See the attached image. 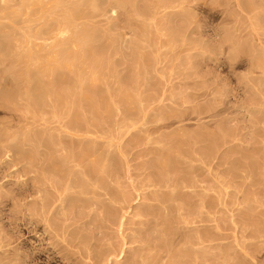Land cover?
Returning a JSON list of instances; mask_svg holds the SVG:
<instances>
[{
  "label": "rangeland",
  "instance_id": "374dc122",
  "mask_svg": "<svg viewBox=\"0 0 264 264\" xmlns=\"http://www.w3.org/2000/svg\"><path fill=\"white\" fill-rule=\"evenodd\" d=\"M28 1L0 0V264H264V0ZM50 23L72 46L49 48ZM59 54L77 55L75 71ZM62 63L52 89L62 84L76 103L68 113L23 81L49 65L48 84ZM160 161L179 163V178L167 174L182 181L152 187L167 175L156 176ZM67 182L69 200H59L53 187Z\"/></svg>",
  "mask_w": 264,
  "mask_h": 264
},
{
  "label": "bare ground",
  "instance_id": "6f19581e",
  "mask_svg": "<svg viewBox=\"0 0 264 264\" xmlns=\"http://www.w3.org/2000/svg\"><path fill=\"white\" fill-rule=\"evenodd\" d=\"M27 1H28V0H27ZM29 1H30V0H29ZM29 1H28V2H29ZM44 1H46V0H44ZM50 1H51V0H50ZM56 1H57V0H56ZM118 1H119V6H120V5H121L120 2H121L122 0H118ZM127 1H128V0H127ZM135 1H136V0H135ZM158 1H159V0H158ZM158 1H157V2H158ZM163 1H164V0H163ZM167 1H168V0H167ZM23 2H25V1H23ZM35 2L37 3L38 1H35ZM48 2H49V1H48ZM58 2H59V1H58ZM85 2H86V1H85ZM116 2H117V0H116ZM116 2H114V3L116 4ZM129 2H130V1H129ZM132 2H133V1H132ZM151 2H152V1H151ZM20 3H21V2H20ZM30 3H31V2H30ZM125 3H126V1H125ZM125 3H124V4H125ZM140 3H141V2H140ZM158 3H159V2H158ZM160 3H161V2H160ZM170 3H171V1H170ZM31 4H34V6H35V3H31ZM40 4H42V2L39 1V5H40ZM78 4H79V3H78ZM91 4H92V3H91ZM94 4H95V6H96V4H97V8H99V7H98V6H100V3H99V2L96 1ZM151 4H152V3H151ZM181 4H182V3H181ZM23 5H25V4H23ZM44 5H45V4H44ZM44 5H43V6H44ZM48 5H50V4H48ZM54 5H55V4H54ZM54 5H53V6H54ZM73 5H74V4H73ZM169 5H170V4H169ZM14 6H15V5H14ZM16 6H18V5H16ZM29 6H30V5H29ZM34 6L32 5V7H33L32 10L34 9ZM45 6H46V5H45ZM55 6H56V5H55ZM76 6H78V5H76ZM80 6H81V5H80ZM80 6H78V8H79ZM122 6H123V1H122ZM187 6H189V5H187ZM190 6H191V5H190ZM7 7H8V6H7ZM25 7H26V6H25ZM35 7H36V6H35ZM49 7H50V6H49ZM56 7H57V6H56ZM60 7H61V6H60ZM88 7H89V6H88ZM107 7H108V6H107ZM133 7H135V6H133ZM10 8L12 9L13 7H10ZM20 8H21V6H20ZM54 8H55V7H54ZM81 8H83V7H81ZM89 8H90V7H89ZM93 8H94V7H93ZM174 8H175V7H174ZM241 8H242V7H241ZM27 9H28V8H27ZM35 9H36V11H37V10L40 11L39 8H38V9L35 8ZM35 9H34V10H35ZM58 9H59V8H58ZM63 9H64V8H63ZM71 9H72V8H71ZM84 9H86V8H84ZM95 9H96V7H95ZM100 9H101V8H100ZM130 9H131V8H130ZM188 9H189V8H188ZM20 10H21V9H20ZM28 10H29V9H28ZM32 10L30 9V12L27 11L28 13H30V15H27V16H29V17L31 16V17H32V14H31ZM34 10H33V13L35 14ZM73 10H74V9H73ZM78 10H79V9H78ZM80 10H81V9H80ZM105 10H106V9H105ZM68 11H69L68 13H70L72 10H71V11L68 10ZM137 11H138V9H137ZM139 11H140V10H139ZM41 12H42V11H41ZM72 12H73V11H72ZM76 12H77V11H76ZM76 12L74 11L75 14H76ZM78 12H79V11H78ZM80 12H81V11H80ZM80 12H79V13H80ZM83 12H85V11H83ZM182 12H183V11H182ZM28 13H27V14H28ZM37 13H38V12H37ZM39 13H40V12H39ZM49 13H51V12H49ZM63 13H64V12H63ZM79 13H78V14H79ZM144 13H145V12H144ZM43 14H45V13H43ZM64 14H65V13H64ZM64 14H63V16H64ZM66 14H67V13H66ZM66 14H65V16L68 15V16H67L68 19L75 17V16L71 17V15H70L71 13H70V14H67V15H66ZM72 14H73V13H72ZM156 14H157V13H156ZM175 14H176V13H175ZM35 15H36V14H35ZM35 15H33V16H35ZM38 15H39V14H38ZM47 15H49V14H47ZM55 15H56V14H55ZM79 15H80V14H79ZM79 15H78V18H79ZM81 15H82V14H81ZM85 16H86V15H85ZM181 16H182V15H181ZM20 17H21V16H20ZM23 17H24V16H23ZM50 17H51V16H50ZM53 17H54V16H53ZM58 17L60 18L61 16H58ZM82 17H83V15H82ZM82 17H81V18H82ZM35 18H36V17H35ZM59 18H57V19H59ZM78 18H76V19L74 18L75 21H76ZM83 18H84V17H83ZM99 18H100V17H99ZM37 19H38V18H37ZM39 19H40V18H39ZM48 19H49V18H48ZM52 19H53V20H56L55 18H52ZM64 19H67V18H66V17H63L62 21H65ZM74 19H73V20H74ZM30 20H31V19H30ZM41 20H42V19H41ZM45 20H46V19H45ZM50 20H51V19H50ZM50 20H46V21H50ZM70 20H71V19H70ZM174 20H175V19H174ZM181 20H182V19H181ZM31 21H32V20H31ZM31 21H30V23H32ZM56 21H58V20H56ZM60 21H61V20H59L58 22H60ZM62 21H61V22H62ZM94 21H95V20H94ZM51 22H52V21H51ZM54 22H55V21H54ZM61 22H60V24H61ZM70 22H71V21H69V23H70ZM26 23H27V22H26ZM37 23H38V22H37ZM44 23H45V22H44ZM46 23H47V22H46ZM52 23H53V22H52ZM65 23H66V21H65ZM65 23L63 22V24H65ZM69 23H68V24H69ZM72 23H73V21H72ZM107 23H108V22H107ZM15 25H16V23H15ZM47 25H48V24H46V26H45V25H44V26L42 25V27H44V31H45V32H46V30H45L46 28H45V27L48 28ZM51 25L53 26V24L50 23L49 26L51 27ZM71 25H72V24H71ZM54 26H55V25H54ZM54 26H53V27H54ZM62 26L64 27L65 25H62ZM1 27H2V26H1ZM28 27H29V25H28ZM42 27H41V28H42ZM50 27H49V28H50ZM57 27H58V26H57ZM57 27H56V26L54 27L56 30L53 28L54 31H57ZM65 27H67V26H65ZM65 27H64V28H65ZM68 27L71 28L72 26H71V27L68 26ZM76 27H77V25H76ZM76 27H75V28L72 27L73 30H74V29L76 30ZM49 28H48L47 30H49ZM69 28H68V31L71 32V30H70ZM78 28H80V27H78ZM82 28H83V27H82ZM85 28H86V27H85ZM171 28H172V27H171ZM30 29H31V28H30ZM36 29H37V28H36ZM53 29H52V30H53ZM58 29H59V28H58ZM61 29H63V28H60V30H61ZM32 30H33V29H32ZM52 30H51V31H52ZM60 30H58L57 32H51V31H48L47 34L44 32V34L47 35V36H45V37H46L45 40H46V41H49V40L51 41V40H52L49 44L46 42V43L49 45V48H51L52 51H54L55 48L53 49V47H51L50 44H51V45L59 44V46L61 47L64 43L67 42V40L64 39L63 33H61V32L59 33ZM87 30L90 31V29H87ZM29 31H30V30H29ZM84 31H86V30L84 29ZM91 31H94V30L92 29ZM62 32H64V31H62ZM74 32H75V31H74ZM94 32H95V31H94ZM176 32H177V31H176ZM71 33H73V32H71ZM75 33H76V32H75ZM79 33H82V32L79 31ZM79 33H78V34H79ZM38 34H39V33H38ZM64 34H65V32H64ZM73 34H74V33H73ZM73 34H71V36H73ZM86 34H87V31H86ZM88 34H90V36H94V34H91V33H88ZM172 34H173V33H172ZM185 34H186V33H185ZM40 36H41V34H40ZM75 36L77 37V34H75ZM80 36H81V34H80ZM80 36H79V37H80ZM173 36H174V34H173ZM176 36H177V34H175V37H176ZM27 37H28V36H27ZM65 37H68V36H65ZM76 37L73 36L74 39H75ZM98 37H99V36H98ZM86 38H87V40H89L88 36L84 37V38H83V41H84L83 44H86V43H87V42H85V41H86V40H85ZM93 38H94V37H93ZM102 38H103V37H102ZM35 39H36V38H35ZM68 39H70V38L68 37ZM77 39H79V38L77 37L75 40H72V39H71V40L73 41V43H74V41L76 42L77 45L74 44L76 47H77V46L80 47L81 45H78V44H79V43H78L79 40L77 41ZM98 39H99V38H98ZM71 40H69V41H71ZM65 41H66V42H65ZM81 41H82V39H81ZM88 42L91 43L90 40H89ZM38 43H40L39 40H38L37 43H36V44H37V45H36L37 47H38V45H39ZM61 43H62V45H60ZM44 44H45V43H44ZM44 44H43V45H44ZM47 44H45V47L48 46ZM66 44L71 45L72 42H71V44H70L69 42H67ZM66 44H64V45H66ZM100 44H101V43H100ZM64 45H63V47H64ZM89 45H90V44H89ZM55 46H57V45H55ZM55 46H54V47H55ZM59 46H58V47H59ZM71 46H72V45H71ZM84 46H85V45H84ZM58 47H56V48H58ZM85 47H88V45L85 46ZM34 48H36V47H34ZM47 48H48V47H47ZM68 48H69V47H68ZM71 48H73V47H71ZM71 48H70V49H71ZM80 48H81V47H80ZM89 48H91V47H89ZM93 48H94V47H93ZM30 49H31V48H30ZM43 49H44V48H43ZM43 49H42V50H43ZM62 49H63V48H62ZM65 49H67V48H65ZM70 49H69V50H70ZM86 49H88V48H86ZM96 49H98V48L96 47ZM49 50H50V49H49ZM51 50H50V51H51ZM56 50H57V49H56ZM63 50H64V49H63ZM63 50H60V51H63ZM67 50H68V49H67ZM67 50H66L65 52H68V53H69V51H67ZM71 50H72V49H71ZM80 50H81V49H79V51H80ZM28 51H29V50H28ZM46 51H47V49H46L45 51L43 50V53H45ZM58 51H59V50H58ZM58 51H57V53H58ZM79 51H77L79 54L82 53V52H79ZM81 51H82V50H81ZM87 51H90V49L87 50ZM95 51H96V50H95ZM29 52H31V51H29ZM32 52H33V51H32ZM72 52H73V50H72L70 53H72ZM91 52H92V50H91ZM99 52H100V51H99ZM14 53H15V52H14ZM33 53H34V52H33ZM51 53H53V52H51ZM57 53H56V51H55V54H57ZM59 53H60V52H59ZM62 53H63V52H62ZM73 53H74V52H73ZM75 53H76V52H75ZM78 53H76V54L78 55ZM97 53H98V52H97ZM97 53H96V55H98ZM30 54H31V53H30ZM30 54H29V55H30ZM37 54H38V52H37ZM76 54H75V55H76ZM84 54L87 55L88 53L85 52ZM84 54H83V55H84ZM92 54H94V52H93ZM16 55H18V54H16ZM29 55H28V56H29ZM33 55H34V54H33ZM33 55H32V56H33ZM57 55H58V54H57ZM71 55H72V54H71ZM77 55H76V56H77ZM83 55H80V56H83ZM21 56H22V55H21ZM39 56H40V55H39ZM42 56H44V55L42 54ZM42 56H40V58H41ZM45 56H46V55H45ZM45 56H44V59L47 58V57H45ZM51 56H52V55H51ZM64 56H65V55H64ZM64 56H62L63 59H64L66 62H67V60H68V66H65V67H67V68L70 67V69H71V68L73 69V68H74V65H75L74 63H77V62H74V63H73L72 61L77 59V58H75L76 56L74 57V54H73V56H72L73 59H72V58H70V59H69V58L66 59L67 57L65 56V58H64ZM78 56H79V55H78ZM80 56H79V57H80ZM84 56H85V55H84ZM89 56H90V55H88V59H89ZM91 56H92V55H91ZM34 57H35V56H34ZM55 57H56V58L59 57V58H58L59 60H61V58H62V57L60 56V54H59V56H55ZM55 57H54V58H55ZM92 57H94V56H92ZM95 57H96V56H95ZM97 57H98V56H97ZM16 58H17V57H16ZM18 58H19V57H18ZM20 58H21V57H20ZM40 58H38V59H36V60H38V62H39V61H42V62H43L44 60H42V58H41V59H40ZM52 58H53V57H52ZM56 58H55V60H56V62H57V59H56ZM63 59H62V60H63ZM92 59H93V58H92ZM48 60H49V59H48ZM55 60H54V61H55ZM69 60H70V62H72L74 65H73L72 63L70 64V63H69ZM71 60H72V61H71ZM78 60L80 61L79 58H78ZM81 60H82V57H81ZM89 60H91V58H90ZM30 61H31V59H30ZM54 61H53V63H54ZM96 61H97V60H96ZM44 62H45V61H44ZM44 62L42 63L43 66H44ZM97 62H98V61H97ZM23 63H24V62H23ZM34 63H36V62H34ZM45 63H46V62H45ZM60 63H61V62H59V61L57 62V64H60ZM63 63H64V61H63ZM63 63H62V65H57V64H55V65L58 66V67H56V69L58 70V71H57V75H56L55 77L53 76L52 78H53L54 80H53V79H50V80H49L50 82H49L48 84H47V83L45 84L44 79H45V77H46V79H47L48 77L51 78V74H50V73H49V74L46 73L47 71L51 70V69H49V65H48V66L45 65V68H44L43 70H40V71H36V70H35V71H27V73L25 74L26 76L24 75L25 78L23 79V81H24L25 85L29 86V88L31 89V91H30V96H31V97L34 98V97H36V96L38 97V96H40V95H45V93H48V94L50 95V97L47 96V97H48V100L51 99L50 102L53 101V102H52V103H53V105H52L53 107H52V108H59V107H61V108L64 110L65 107H68V108H65V109H68V110H67V113H68V111H70V110H69L70 107L73 106V105H75L76 103H75L74 101L72 102V99H71V102H69L68 100H69L70 98L67 100V98H68V94H67L66 92L63 91V90H65L66 88H64L63 90L61 89V88H62V84L60 85L61 88H60L59 90H58V89H55L56 91L53 90V89L55 88L54 86L56 85V83H59V81H60V80L64 77V75L66 74V72L62 71V70H63V67H60V68H62V70H60V68H59V66H64ZM93 63H94V62H93ZM30 64H31V62H30ZM94 64H95V63H94ZM100 64H101V63H99V65H100ZM38 65H39V64H38ZM40 65H41V62H40ZM70 65H73V66H70ZM77 65H78V64H77ZM82 65H83V63L81 64V66H82ZM38 67H39V66H38ZM75 68H77V66H76ZM75 68H74V71H75ZM80 68H81V67H80ZM39 69H41V68H39ZM64 69H65V68H64ZM68 70H69V69H68ZM80 70H81V69H80ZM80 70L77 69V70H76L77 73H79L78 71H80ZM70 71H71V70H70ZM81 71H82V70H81ZM49 72H51V71H49ZM51 73H53V71H52ZM67 73H68V72H67ZM69 73H70V74H73L72 72H69ZM16 74H17V73H16ZM47 74H48V75H47ZM70 74H69V76H70ZM80 74H82V73L80 72ZM22 75H23V74H22ZM49 75H50V76H49ZM53 75H54V73H53ZM67 75H68V74H67ZM67 75H66V78H67ZM78 75H79V74H78ZM24 76H23V77H24ZM47 76H48V77H47ZM69 76H68V78H70ZM73 76H74V74H73ZM80 76H82V75H79V77H80ZM83 76H84V75H83ZM20 77H21V76H20ZM75 78H76V77H74V79H75ZM80 78H82V77H80ZM89 78H90V77H89ZM78 79H79V78H78ZM83 79H85V78H83ZM92 79H93V78H92ZM52 80H53V81H52ZM63 80H64V79H63ZM66 80L68 81V79H66ZM70 80H73V78H72V79L70 78ZM51 81H52V82H51ZM75 81H76V80H75ZM78 81H80V79H79ZM78 81H77V83L74 82V81H72V84H73V82H74V85H75V86H77L76 84H79L78 86H79V88H80V87H81L80 84H81L84 80H83L82 82H78ZM69 82H70V84H71V81H68V84H69ZM68 84H67V85H68ZM70 84H69V85H70ZM82 84H83V83H82ZM58 85H59V84H58ZM60 86H59V87H60ZM65 86H66V85H65ZM71 86H73V85H71ZM71 86H69V87H71ZM78 86H77V87H78ZM53 87H54V88H53ZM82 87H83V86H82ZM82 87H81V88H82ZM89 87H90V86H89ZM52 88H53V89H52ZM72 88H73V87H72ZM79 88H77V89L79 90ZM122 88H123V87H122ZM126 88H127V87H126ZM68 89H69V88H68ZM74 89H75V87H74ZM77 89H76V90H77ZM85 89H86V88H85ZM85 89H84V90H85ZM87 89H88V88H87ZM82 90H83V88H82ZM91 90H92V89H91ZM93 90H94V89H93ZM93 90H92V92H93ZM68 91H69V90H68ZM74 91H75V90H74ZM80 91H81V89H80ZM80 91H79V92H80ZM85 91H86V93H85ZM85 91H84V92H81V94L83 93V94H86V95H87V94H88V93H87V90H85ZM94 91H95V90H94ZM70 92H73V90L70 89ZM16 93H17V92H16ZM68 93H69V92H68ZM90 93H91V92H90ZM93 93H94V92H93ZM48 94H47V95H48ZM71 94H72V96H73V95H75V92L70 93L69 97L71 96ZM76 94H78V93L76 92ZM79 94H80V93H79ZM28 95H29V94H28ZM28 95H27V96H28ZM72 96H71V97H72ZM75 96H77V95H75ZM78 96H80V95H78ZM81 96H82V95H81ZM92 96H93V95H92ZM92 96H91L90 94H88V97H89V98H87L88 101H92L93 99L95 100V98H97V94H96V97L94 96L95 98L92 97ZM24 97H26V96H24ZM37 97H36V98H37ZM40 97H41V96H40ZM73 97H74V96H73ZM36 98H35V99H36ZM74 98H75V97H74ZM76 98H77V97H76ZM78 98H79V97H78ZM41 99H42V98H41ZM85 99H86V98H85ZM91 99H92V100H91ZM11 100H12V99H11L10 94H7L6 101H11ZM28 100H29V99H28ZM33 100H34V99H33ZM81 100H82V99H81ZM81 100H79V102H80ZM96 100H98V98H97ZM96 100H95V101H96ZM75 101H76V99H75ZM84 101H85V100H84ZM86 101H87V100H86ZM12 102H13V100H12ZM79 102H78V104H79ZM7 103H8V102H7ZM7 103H6V104H7ZM81 103H82V102H81ZM142 103H143V102H142ZM8 104H9V103H8ZM27 104H28V103H27ZM78 104H77L76 106H78ZM86 104H87V103H86ZM95 104H96V103H95ZM95 104H94V103H91L90 106H89V105H88V106L91 107L92 110L94 111ZM97 104H98V103H97ZM15 105H16V104H15ZM41 105H42V104H41L40 102H37L36 100H35V102H32V106L35 107L37 110H38V109L40 110V109L42 108ZM80 105H81V104H80ZM80 105H79V106H80ZM5 106H7V105H5ZM49 106H51V105L49 104ZM58 106H59V107H58ZM79 106H78V107H79ZM83 106H84V105H83ZM86 106H87V105H86ZM96 106H97V105H96ZM8 107H9V106H8ZM43 107H44V106H43ZM74 107H75V106H74ZM97 107H99V106H97ZM49 108H50V107H49ZM80 108L82 109V111L84 110V109L82 108V106H80ZM80 108H79V109H80ZM91 108H90V110H91ZM31 109H32V108H31ZM33 109H34V108H33ZM44 109H45V108H44ZM76 109H78V108H76ZM79 109H78V110H75V111L77 112V111H79ZM81 109H80V110H81ZM46 110H47V109H46ZM53 110H56V109H53ZM28 111H29V110H28ZM85 111H86V109H85ZM85 111H84V112H85ZM98 111H99V110H97V112H98ZM41 112H42V110H41ZM56 112H57V111H56ZM58 112H61V111H58ZM76 112H75V113H76ZM79 112H80V111H79ZM62 113H63V112H62ZM71 113H74V111L72 112V110H71ZM77 113H78V112H77ZM80 113L82 114V112H80ZM91 113H92V111H91ZM41 114H42V113H41ZM69 114H70V112H69ZM69 114H68V115H69ZM92 114H94V113H92ZM59 115H60V114H59ZM68 115H67V116H68ZM79 115H80V114H79ZM83 115H84V117H86V116H85L86 114H83ZM83 115H82V116H83ZM94 115H96V114H94ZM67 116H66V118H67ZM92 116H93V115H92ZM97 116H98V115H97ZM34 117H35V114H34ZM89 117H90V116H89ZM135 117H136V116H135ZM81 118H82V117H81ZM93 118H94V117H93ZM163 118H164V117H163ZM34 119H35V118H34ZM83 119H84V118H83ZM84 120H85V119H84ZM155 120H156V119H155ZM155 120H154V121H155ZM71 121H72V120H71ZM79 121H81V120H79V117H78V116H75L74 119H73V121H72V125L75 124V123L78 124ZM86 121H87V120H85V121H83V122L85 123ZM92 121H93V120H92ZM89 122H90V121H89ZM89 122H88V123H89ZM94 122H95V121H94ZM80 123H81V122H80ZM88 123H87V124H88ZM118 123H119V122H118ZM87 124H86V126L89 125V124H88V125H87ZM72 125H71V127H72ZM83 125H84V124H83ZM98 125H99V124H98ZM68 126H69V125H68ZM77 126H78V125H77ZM119 126H120V125H119ZM124 126H125V125H124ZM94 127H95V126H94ZM94 130H95V129H94ZM122 130H123V129H122ZM50 131H51V130H50ZM132 131H133V130H132ZM34 132H35V131H34ZM40 132H41V131H40ZM123 132H124V131H123ZM225 132H226V131H225ZM44 133H45V131H44ZM56 133H57V132H56ZM74 133L76 134V132H74ZM77 133H78V132H77ZM79 133H80V132H79ZM138 133H139V132H138ZM29 134H30V133H29ZM33 134H34V133H33ZM71 134H73V133H71ZM75 134H74V137H75ZM34 135H35V134H34ZM193 135H194V134H193ZM193 135H192V136H193ZM36 136H37V135H36ZM71 136H72V135H71ZM71 136H70V138H71ZM134 136H135V135H134ZM32 137H34V136L32 135ZM51 137H53V139L55 138V136H51ZM58 137H60V136H58ZM61 137H62V136H61ZM74 137L72 136V138H74ZM137 137H138V136H137ZM137 137H136V138H137ZM180 137H181V136H180ZM34 138H36V137H34ZM76 138H77V137H76ZM140 138H141V137H140ZM187 138H188V137H187ZM187 138H186V139H187ZM189 138H190V137H189ZM212 138H213V137H212ZM55 139H57V138H55ZM181 139H182V138H181ZM190 139H191V138H190ZM59 140H60V139H59ZM71 140H72V139H71ZM74 140H77V139H74ZM83 140H84V139H83ZM90 140H91V139H90ZM92 140H93V139H92ZM137 140H138V139H137ZM137 140H136V141H137ZM167 140H168V139H167ZM191 140H192V139H191ZM49 141H50V140H49ZM78 141H79V140H78ZM78 141H77V142H78ZM140 141H141V140H140ZM185 141H186V140H185ZM185 141H184V143H185ZM46 142H47V140H46ZM51 142H52V141H51ZM53 142H54V141H53ZM72 142H74V141H71V143H72ZM75 142H76V141H75ZM93 142H94V141H93ZM137 142H138V141H137ZM187 142H188V141H186V143H187ZM46 144H47V143H46ZM46 144H45V145H46ZM48 144H49V143H48ZM73 144H74V143H73ZM73 144H72V145H73ZM120 144H121V143H120ZM179 144H180V143H179ZM179 144H178L177 146H179ZM190 144H191V142H190ZM192 144H193V143H192ZM49 145H50V144H49ZM88 145H89V144H88ZM174 145H175V143H174ZM181 145H183V144H181ZM181 145H180V146H181ZM17 146H18V145H17ZM35 146H36V145H35ZM37 146H38V145H37ZM70 146H71V145H70ZM70 146H69V147H70ZM95 146H96V145H95ZM172 146H173V145H172ZM187 146H189V145H187ZM48 147H49V146H48ZM72 147H74V146H72ZM78 147H79V146H78ZM133 147H134V146H133ZM137 147H138V146H137ZM175 147H176V146H175ZM183 147H184V146H183ZM183 147L181 146V148H183ZM89 148H90V147H89ZM184 148H185V147H184ZM18 149H19V148H18ZM36 149H39V148H35V150H36ZM166 149H167V148H166ZM51 150H52V149H51ZM51 150H50V151H51ZM70 150H72V149H70ZM89 150H90V149H89ZM95 150H96V149H95ZM143 150H144V149H143ZM23 151H24V150H23ZM32 151L34 152V149H33ZM32 151H31V152H32ZM36 151H37V150H36ZM42 151H43V150H42ZM164 151H165V150H164ZM170 151H171V150H170ZM172 151H173V150H172ZM27 152H28V151H27ZM52 152H53V151H52ZM65 152H67V151L65 150ZM151 152H152V151H151ZM160 152H161V151H160ZM34 153H35V152H34ZM54 153H55V152H54ZM54 153H53V154H54ZM68 153H69V152H68ZM74 153H75V152H74ZM78 153H79V152H78ZM84 153H85V152H84ZM86 153H87V152H86ZM95 153H96V152H95ZM167 153L169 154V152H167ZM170 153H172V152H170ZM22 154H23V153H22ZM25 154L27 155L28 153H25ZM31 154H32V153H31ZM31 154H29V155L32 157ZM37 154H38V153H37ZM47 154H48V153H47ZM58 154H59V153H58ZM65 154H66V153H65ZM65 154H63V155H65ZM81 154H83V153H81ZM153 154H154V153H153ZM29 155H28V156H29ZM34 155H35V154H34ZM40 155H41V153H40ZM63 155H61V156H63ZM66 155H67V154H66ZM72 155H73V154H72ZM77 155H79V154H77ZM83 155H85V154H83ZM83 155L78 156V158H79V157H82ZM86 155H87V154H86ZM163 155H164V154H163ZM166 155H167V154H166ZM169 155H172V154H169ZM37 156H38V155H37ZM45 156H46V155H45ZM47 156H48V155H47ZM47 156H46V157H47ZM59 156H60V155H59ZM73 156L76 157L75 154H74ZM73 156H72V158H73ZM87 156H88V155H87ZM96 156H97V155H96ZM142 156H143V155H142ZM25 157H26V159H27V156H25ZM25 157H23V158H25ZM57 157H58V156H57ZM67 157H68V156H67ZM89 157H90V156H89ZM166 157H167V156H166ZM34 158H35V157H34ZM51 158H52V157H51ZM54 158H55V157H54ZM54 158H52V160H53ZM60 158H61V157H60ZM63 158L65 159L66 157H63ZM72 158H71V159H72ZM76 158H77V157H76ZM87 158H88V157H87ZM94 158H95V157H94ZM169 158H170V157H168V159H169ZM173 158H174V157H173ZM43 159H44V158H43ZM57 159H58V158H57ZM68 159L70 160V157H69ZM79 159H81V158H79ZM82 159H84V158H82ZM82 159H81V161H82ZM114 159H115V158H114ZM163 159H164V158H163ZM29 160H30V159H29ZM32 160H33V159H32ZM32 160H31V161H32ZM65 160H67V158H66ZM72 160H74V159H72ZM77 160H78V159H77ZM77 160H75V161H77ZM85 160H86V159H85ZM91 160H92V159H91ZM150 160H151V159H150ZM25 161H26V160H25ZM45 161H46V160H45ZM45 161L43 160L44 163H45ZM55 161H56V159H55ZM75 161H73V162H75ZM154 161H155V160H154ZM161 161H162V160H161ZM161 161H160V163L157 162L158 164H160L158 168H157L156 166H154V165H153V166H154V168L156 167L157 170L159 169V170H158L159 174H157L156 176L159 177V178H161L160 174H162V178H164V177H163L164 174H167V173H170V174H171V173L173 172V167H172L173 164L171 163L172 165L169 166V165H165V162H166V161H165V162H162V163H161ZM169 161H170V159H169ZM169 161H168V162H169ZM174 161H175V160H174ZM177 161H179V160H177ZM26 162H27V161H26ZM47 162H48V161H47ZM50 162H51V161H50ZM50 162L47 163V164L50 165ZM56 162H57V161H56ZM66 162H67V161H66ZM70 162H71V161H70ZM70 162H69V163H70ZM170 162H171V161H170ZM29 163H30V162H29ZM34 163H35L36 165L39 164L37 167H36V165L34 164V165H35L34 168L36 167L35 169H37V170L40 169V170H42V171H46V170H47V168L44 167L45 165H42V166L40 165V164H41V163H40V158H37V159L35 160ZM60 163H62V161H60ZM60 163H59V164H60ZM67 163H68V162H67ZM154 163H155V162H154ZM154 163H153V164H154ZM166 163H167V162H166ZM180 163H181V162H180ZM169 164H170V163H169ZM178 164H179V163H177V165H175V164H174V165H175V166H179L180 164H179V165H178ZM51 165H52V164H51ZM51 165H50V167H51ZM56 165H57V164H56ZM60 165H61V164H60ZM110 165H111V164H110ZM151 165H152V164H151ZM155 165H156V164H155ZM174 165H173V166H174ZM64 166H65V165H64ZM112 166H113V165H112ZM112 166H111V167H112ZM128 166H129V165H128ZM32 167H33V166H32ZM56 167H57V166H56ZM62 167H63V166H62ZM66 167H67V166H66ZM111 167H110V168H111ZM151 167H152V166H151ZM57 168H58V167H57ZM59 168H60V167H59ZM59 168H58V169H59ZM112 168H113V167H112ZM118 168H119V167H118ZM175 168H176V167H174V169H175ZM178 168H179V167H178ZM180 168H181V167H180ZM180 168H179V169H180ZM182 168H183V167H182ZM182 168H181V169H182ZM32 169H33V168H32ZM51 169H52V168H51ZM68 169H69V168H68ZM106 169H108V167H107ZM106 169H105V170H106ZM114 169H115V168H114ZM183 169H184V168H183ZM183 169H182V170H183ZM118 170H119V169H118ZM148 170H149V169H148ZM177 170H178V169H177ZM182 170H180V171L182 172ZM33 171H34V169H33ZM42 171H41V174H43ZM51 171H53V170H51ZM54 171H55V170H54ZM59 171H61V169H59ZM67 171H68V170H67ZM102 171H103V170H102ZM153 171H154V173H155V169H154ZM34 172H36V171H34ZM69 172H70V171H69ZM92 172H93V170H92ZM99 172H101V171H99ZM158 172H157V173H158ZM55 173H56V172H55ZM58 173H59V172H58ZM70 173H71V172H70ZM70 173H69V174H70ZM88 173H89V172H88ZM96 173H97V172H96ZM151 173L153 174V172H151ZM177 173H178V172L176 171V175H175L174 172H173V175H175L176 178H177V176H178ZM183 173H184V172H183ZM183 173H182V174H183ZM37 174H39V173H37ZM37 174H35V175H37ZM41 174H40V175H41ZM56 174H57V173H56ZM60 174H61V172H60ZM65 174H66V173H65ZM84 174H85V173H84ZM117 174H118V173H117ZM117 174H116V175H117ZM116 175H115V176H116ZM149 175H151L150 172H149ZM180 175H181V174H180ZM151 176H152V175H151ZM154 176H155V174H154ZM164 176H165V175H164ZM166 176H167V178H166ZM166 176H165V178H164L165 180H164V179H162V180H158V179H156V178H155V179L152 178V179H153V182L151 181V184H153L152 187H153V186H157V187H159L160 184H162V183H166V184H168L170 181L173 182L172 180H175L176 182H177V180H178V181L180 180V179H176L175 176H174V178H173V176L170 177V178H168V176H171V175H168V174H167ZM42 177H43V176H42ZM57 177H58V176H57ZM61 177H62V176H61ZM149 177H150V176H149ZM37 178H39V177H37ZM62 178H63V177H62ZM178 178H179V176H178ZM180 178L182 179L183 177H180ZM187 178H188V177H187ZM35 179H36V178H35ZM40 179H41V178H40ZM67 179H68V178H67ZM81 179H83V178H81ZM150 179H151V178H150ZM152 179H151V180H152ZM42 180H43V179H42ZM68 180H69V179H68ZM75 180H76V179H75ZM142 180H143V179H142ZM185 180H186V179H185ZM37 181H38V179L36 180V182H37ZM71 181H72V180H71ZM85 181H86V180H85ZM87 181H88V180H87ZM117 181H118V180H117ZM175 181H174V182H175ZM180 181H182V180H180ZM183 181H184V180H183ZM41 182H42V181H41ZM57 182H58V180H57ZM74 182H75V181H74ZM148 182L150 183L149 178H148V181H147L146 185L148 184ZM187 182H188V181H187ZM38 183H39V181H38ZM55 183H56V182H55ZM70 183H71V182H70ZM83 183H84V182H83ZM88 183H89V181H88ZM142 183H143V182H142ZM58 184H59V183H58ZM85 184H86V183H85ZM85 184H84V185H85ZM103 184H105V183H103ZM154 184H156V185H154ZM166 184H164V185H166ZM173 184H174V183H173ZM56 185H57V184H56ZM56 185H54L55 187H53V188H55V190H56V187H57V190H56V191H58V193H57V192H56V193H57L58 195H56V197H58L59 200H66V201L69 200L68 197H67L68 195L65 197V195H66L65 193H66V191L69 189V184H68V182H67L66 185H65V184H62V183L60 184V186H61V185H65V187H58V185H57V186H56ZM71 185H73V184H71ZM79 185H80V183H79ZM81 185H82V183H81ZM84 185H83V188L85 187ZM87 185H88V184H87ZM95 185H97V184H95ZM133 185H134V184H133ZM143 185H144V184H143ZM162 185H163V184H162ZM162 185H161V186H162ZM170 185H171V184H170ZM175 185H176V184H175ZM74 186H76V185L74 184ZM161 186H160V187H161ZM70 187H71V186H70ZM104 187H105V186H104ZM149 187H151V185H150ZM162 187H163V186H162ZM105 188H106V187H105ZM146 188H147V187H146ZM85 189H86V188H85ZM107 189H108V188H107ZM110 189H111V188H110ZM147 189H149V188H147ZM152 189H153V188H152ZM159 189H160V188H159ZM70 190H72V189H70ZM70 190H69V192H70ZM149 190H150V189H149ZM171 190H172V189H171ZM171 190H170V191H171ZM81 191H82V190H81ZM85 191H86V190H85ZM110 191L112 192V190H110ZM104 192H105V191H104ZM108 192H109V191H108ZM152 192H153V191H152ZM156 192H157V191H154L153 193L156 194ZM153 193H152V195L155 197V195H154ZM160 193H161V192H160ZM160 193H159V194H160ZM107 194H110V193H107ZM111 194H112V193H111ZM113 194H114V193H113ZM164 194H165L166 198L171 197L170 194H169V195H168L167 193H164ZM50 195H51V194H50ZM114 195H115V194H114ZM114 195H111V196H113V199H115V198H114ZM162 195H163V194H162ZM167 195H168V197H167ZM70 196H71V195H70ZM121 196H122V195H121ZM141 196H142V195H141ZM72 197H73V196H72ZM72 197H71V198H72ZM116 197H117V196H116ZM142 197H143V196H142ZM48 199H49V198H47V200H48ZM55 199H56V198H55ZM47 200H46V202L43 203V206H42V207H44V208L48 207L49 203H47V202H50V199H49V201H47ZM74 200H76V198L73 197L72 201H74ZM167 200H168V199H167ZM175 200H176V199H175ZM59 202H60V201H59ZM171 202H172V201H171ZM51 203H52V202H51ZM160 203H162L161 200H160ZM160 203H159V204H160ZM72 204H73V203H72ZM50 205H51V204H50ZM51 206H52V205H51ZM147 206H148V205H147ZM154 206H155V204H154ZM42 207H41V209H42ZM152 207H153V206H152ZM44 208H43V209H44ZM145 209H146V208H145ZM50 210H51V209H50ZM49 212H50V211H48V213H49ZM115 214H116V213H115ZM107 216H108V215H107ZM110 218H111V217H110ZM110 220H111V219H110ZM112 220H113V219H112ZM164 221H165V220H164ZM164 221H163V222H164ZM55 223H56V222H55ZM121 226H122V225H121ZM116 251H117V250H116ZM116 251H115V253H116ZM122 251H123V250H122ZM122 251H121V253H120V257H119L118 260H120V259H122V258H125V257L123 256V252H122ZM105 252H106V251H105ZM107 252H108V251H107ZM107 252H106L105 254H104V253H103V254L106 256V255H107ZM110 252H111V251H110ZM113 253H114V252H113ZM108 254H109V253H108ZM192 254H194V253H192ZM104 255H103V256H104ZM121 255H122V256H121ZM124 255H126V254H124ZM194 256H195V255H194ZM100 257H101V256H100ZM106 257H109V256H106ZM106 257H105V258H106ZM198 257H199V256H198ZM102 259H104V257H103Z\"/></svg>",
  "mask_w": 264,
  "mask_h": 264
}]
</instances>
